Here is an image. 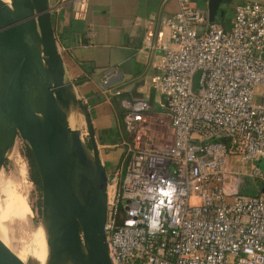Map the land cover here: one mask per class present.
<instances>
[{
  "label": "built area",
  "instance_id": "2783aa9c",
  "mask_svg": "<svg viewBox=\"0 0 264 264\" xmlns=\"http://www.w3.org/2000/svg\"><path fill=\"white\" fill-rule=\"evenodd\" d=\"M162 24L168 44L148 33L144 48L160 52L151 85L165 123L147 99L122 98L114 72L101 79L123 110L119 166L108 176L111 262L264 264V192L242 193L246 176L264 185V0L237 5L227 30L188 0ZM227 156L252 166L231 170Z\"/></svg>",
  "mask_w": 264,
  "mask_h": 264
},
{
  "label": "water",
  "instance_id": "95a60500",
  "mask_svg": "<svg viewBox=\"0 0 264 264\" xmlns=\"http://www.w3.org/2000/svg\"><path fill=\"white\" fill-rule=\"evenodd\" d=\"M231 1L207 0L208 22ZM22 151L38 174L46 264H112L108 174L89 109L66 78L48 0H0V171ZM0 264L26 263L0 241Z\"/></svg>",
  "mask_w": 264,
  "mask_h": 264
},
{
  "label": "crops",
  "instance_id": "0c3cea01",
  "mask_svg": "<svg viewBox=\"0 0 264 264\" xmlns=\"http://www.w3.org/2000/svg\"><path fill=\"white\" fill-rule=\"evenodd\" d=\"M252 1L262 0H243L236 6ZM188 2L206 12L207 0ZM48 4L66 78L89 109L99 152L115 149L121 135L119 98L107 96L101 86L106 73L114 72L111 85L122 91V98L147 99L149 113L165 123L163 99L151 85L160 52H146L144 38L151 33L156 43L160 34L161 43L168 44L169 31L162 20L178 10L179 0H87L84 7L81 0H48ZM118 163L119 159L112 164L113 171ZM104 166L107 171L108 163Z\"/></svg>",
  "mask_w": 264,
  "mask_h": 264
},
{
  "label": "rangeland",
  "instance_id": "374dc122",
  "mask_svg": "<svg viewBox=\"0 0 264 264\" xmlns=\"http://www.w3.org/2000/svg\"><path fill=\"white\" fill-rule=\"evenodd\" d=\"M241 1L243 0H232L230 5H228L226 9L225 8L223 9L224 10L223 19H219L218 22L223 23L224 26L231 24V21L233 18V13H232L233 9L236 6V4H238ZM197 79H198V76L195 77L194 79L195 82L197 81ZM121 151H122V147L120 146V137H119L116 142L115 149L108 150L107 152L106 151L104 152L103 150H101V153L99 152L103 165L104 163L105 164L108 163L109 165L107 166L108 167L107 174L109 177L113 176L116 170L118 169L119 165H117L114 171L111 168L113 165H115L114 164L115 160L118 161L119 159L120 161L121 155L120 157H118V155L120 154ZM110 158H112V160L109 161ZM251 166H252L251 162H248V161L237 162L234 159V157H230V156L226 157L225 167L230 168L231 170H235L236 168L239 167L243 171H249V168ZM256 167H258L264 173V164L257 163ZM30 172L31 171H30V166L28 164V159L23 151L22 153L20 152L18 156L13 154L11 155L10 159L6 160L4 164V168L2 169V173H1L0 188L4 187L6 182H7L6 186L8 185V183L10 184L9 187L12 190H9V191L12 192L14 196L17 198L16 212L13 216L16 219L14 218L8 219V216L5 215L4 211L7 206V204H5L7 195H5L6 194L5 192H1L2 189H0V206H1L0 207L1 208L0 209V223L3 222L2 224L5 226V227L3 226L4 229L7 227L5 229L6 231L5 233H7V235L4 237V240L6 241V244L8 241L7 245L9 247L11 245L12 251L14 253L17 252L18 254L22 251L21 254L19 255L23 257L22 260L26 264H36L34 260L37 259L40 253H43L47 250L46 248L47 239H46L45 232L43 230V235H44L43 250H41L40 253H37V252L32 253L31 257L28 256L27 254L28 252L26 250L27 249L30 250L32 246L31 236L34 232H36V230L39 227H41V220H40L41 219V189H40V185L36 186L35 184L31 182ZM124 173L125 172L123 171L121 174V179H124L125 177ZM16 176H18L17 179H16ZM242 186H243L242 193L249 195V196H256L259 194V192H261L264 189V185L261 180H252L251 178L247 176L244 177V183ZM2 218L4 220H2ZM24 236H26L25 239H24ZM17 250H20V251H17ZM23 250H25V254ZM25 256H27L28 258Z\"/></svg>",
  "mask_w": 264,
  "mask_h": 264
},
{
  "label": "bare ground",
  "instance_id": "6f19581e",
  "mask_svg": "<svg viewBox=\"0 0 264 264\" xmlns=\"http://www.w3.org/2000/svg\"><path fill=\"white\" fill-rule=\"evenodd\" d=\"M6 5H8L9 7L11 6V0H2ZM19 170V169H18ZM17 172V171H16ZM1 173H2V171H0V180H1ZM17 177L18 176H16V179H17ZM3 179H4V177H3ZM6 184H7V182H6ZM6 184H5V186L4 187H2V188H0V189H2V191L1 192H5L6 194L5 195H7V199H6V203L5 204H7V206H6V208H5V215L6 216H8V219H10V218H14L13 216H14V214H15V212H16V207H17V198L14 196V194L12 193V192H10L9 190H12V189H10V187H9V183H8V185L6 186ZM12 188V187H11ZM4 200H5V198H4ZM20 201V200H19ZM3 202H5V201H3ZM1 207V206H0ZM3 207V206H2ZM1 209V208H0ZM4 209V208H3ZM2 209V210H3ZM3 212V211H2ZM4 218V217H3ZM2 218V220H4ZM11 219V220H12ZM14 219H16V218H14ZM5 222V221H4ZM3 223V222H2ZM2 223H0V241L5 245V246H7L10 250H11V252H13L12 251V249H11V245H10V247L7 245L8 244V241H7V244H6V241L4 240V237L7 235V233H5L6 231H5V229L7 228H5L4 229V225L2 224ZM4 226V227H3ZM23 231V230H22ZM26 232V231H25ZM25 234V233H24ZM29 234V233H28ZM11 235V234H10ZM25 237L26 236H24V239H25ZM27 237H28V235H27ZM30 237V236H29ZM31 238H32V246H31V248H30V250H26L28 253V256L29 257H31V255H32V253H40V251L41 250H43V247H44V235H43V228H42V226L41 227H39L37 230H36V232H34L33 234H32V236H31ZM27 239V238H26ZM28 240V239H27ZM26 240V241H27ZM30 240V239H29ZM11 241H12V239H11ZM27 243V242H26ZM29 246V245H28ZM24 247V246H23ZM30 247V246H29ZM47 250L45 251V252H43V253H40V255L37 257V259H35L34 260V262H36V264H46V261H47V257H48V245H47ZM16 249V248H15ZM22 249H24V248H22ZM17 251H20V250H17ZM24 251V254H25V250H23ZM22 252V251H21ZM21 252L19 253V254H21ZM14 253V252H13ZM19 259H23V257L22 256H20L17 252L16 253H14ZM22 255H23V253H22ZM25 257H27V256H25ZM28 258V257H27ZM28 260V259H27ZM23 261V260H22ZM24 262V261H23ZM25 263V262H24ZM27 263H28V261H27Z\"/></svg>",
  "mask_w": 264,
  "mask_h": 264
},
{
  "label": "trees",
  "instance_id": "16d2710c",
  "mask_svg": "<svg viewBox=\"0 0 264 264\" xmlns=\"http://www.w3.org/2000/svg\"><path fill=\"white\" fill-rule=\"evenodd\" d=\"M228 28H223V29L227 30ZM116 109H117V112H118L119 121H121V118L123 116V110L121 109V107L119 105V101L116 102ZM25 155H26V157L28 159V164L30 166V171H31L30 172V179H31V182L33 184H35L36 186H39L38 174H37V171H36V168H35V164L33 162V159L31 157V154L28 152Z\"/></svg>",
  "mask_w": 264,
  "mask_h": 264
},
{
  "label": "flooded vegetation",
  "instance_id": "af4514ba",
  "mask_svg": "<svg viewBox=\"0 0 264 264\" xmlns=\"http://www.w3.org/2000/svg\"><path fill=\"white\" fill-rule=\"evenodd\" d=\"M228 5H230V3H229ZM225 7H226V6L223 5L221 8L224 9Z\"/></svg>",
  "mask_w": 264,
  "mask_h": 264
}]
</instances>
